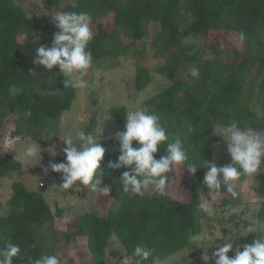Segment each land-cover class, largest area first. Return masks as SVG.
Masks as SVG:
<instances>
[{
	"label": "trees",
	"instance_id": "1",
	"mask_svg": "<svg viewBox=\"0 0 264 264\" xmlns=\"http://www.w3.org/2000/svg\"><path fill=\"white\" fill-rule=\"evenodd\" d=\"M41 1L45 12L37 13L26 10L21 0H0V131L13 126L14 138H27L47 148L60 136L61 115L71 108L75 90L65 88L63 76L54 74L53 69L33 63L37 48L52 43L56 29L51 16L62 11H85L92 16L91 25L96 26L88 45L92 62L128 54L129 46L120 42V35L140 41L147 38L148 27L154 22L159 25L152 41L154 57L165 59L156 73L171 77L187 70L161 92L143 100L140 107L157 114L169 140L181 138L189 161L201 166L190 174L188 202L174 200L166 192L133 196L123 193L119 183L125 169L113 171L107 167L119 155L118 142L114 138L97 141L106 149L98 170L104 173L102 185H109L115 197L119 195L115 209L104 215L86 211L77 217L73 231L60 233L61 240L68 244L84 237L93 264H108L114 245L130 254L143 242L161 262L194 247L191 237L202 233L206 216L201 196L211 194L203 185L206 169L202 166L204 160L212 163L213 145L220 140L216 127L235 121L241 127L264 132V113L259 115L253 107V102L258 103L264 111V0H77L75 9L69 0ZM108 15L113 18L110 31L99 23ZM241 32L245 41L239 50H228L232 54L228 60L226 50L208 40L210 33L233 34L239 40ZM201 38L205 43L202 49L185 44L187 39ZM131 48L133 55H143L139 48ZM193 66L199 69L197 79L188 75ZM134 73L136 91L144 90L151 82L148 70L135 67ZM252 78L259 80L258 85ZM108 113L123 130L127 107H112ZM166 144L159 146L155 158L165 154ZM63 147L53 162L64 161ZM20 170V162L8 152H0V178ZM51 174L60 180L59 173ZM246 178L242 176L238 182ZM258 180L263 201L255 219L264 226V172ZM10 190L9 209L0 216V247L19 245L21 251L14 264H28V257L54 254L51 241L59 234L44 230L61 212L53 213L44 195L29 190L21 181H12ZM222 194L227 193L222 189ZM234 201L231 197L222 204ZM259 235H264V228L245 235L239 246L250 244Z\"/></svg>",
	"mask_w": 264,
	"mask_h": 264
},
{
	"label": "rangeland",
	"instance_id": "2",
	"mask_svg": "<svg viewBox=\"0 0 264 264\" xmlns=\"http://www.w3.org/2000/svg\"><path fill=\"white\" fill-rule=\"evenodd\" d=\"M21 1L23 7L30 12H45V6L41 0ZM112 20V16L108 15L99 23H102L110 31L113 26ZM188 22L187 20L182 25L185 26ZM90 30L94 32L96 26L90 25ZM158 32L159 25L153 22L148 27L147 38L140 41H135L123 33L120 35V42L130 47H128V54L92 62V67L83 77L87 87L74 89L75 97L71 108L61 115L60 136L55 139L51 148L40 145V161L26 160L21 162L18 159L19 155L27 146L35 142L27 138L21 139L11 136L14 130L13 126H4L0 131V152H8L21 164L19 173L12 172L8 177L0 178V216H5L9 209L8 201L11 195L10 184L12 181H21L29 190L41 192L52 212L55 214L57 211L61 212L60 216H55L53 222L46 225L44 230L46 233L55 231L59 234L51 242L53 243V253L57 256L60 264H93L84 237H77L67 244L61 240L60 233L73 231L76 227L77 217L86 211L94 210L104 215L114 210V201L117 202L119 195L115 197V194L112 195L111 192L109 197H103L89 191L86 187L75 185L71 189L62 190L58 188L61 180L56 179L51 174L48 165L54 161L56 155H53L57 154L64 145L65 137L71 136L74 138V142L79 143L76 137L81 130L95 137L97 141L114 138V134L122 130L109 116L108 110L110 108L124 105L127 107L128 113L135 111L140 108L143 100L161 92L167 84L185 74L187 68L171 77H164L156 73L158 65L165 61L160 57H154L152 41ZM208 40L220 44L221 49L226 50V60L232 57L228 50H239L241 47V42L233 34L210 33ZM185 44L193 46L195 50L205 47L203 38L187 39ZM131 47L139 48L143 55L141 57L133 55ZM135 67L146 68L151 77L148 86L139 92L134 87ZM53 70L54 74H59L58 68H53ZM252 82L258 85L259 80L252 78ZM256 93H259V89H256ZM253 104L254 110L259 115L264 113L258 103L253 102ZM260 133L264 132L261 131ZM53 136L49 134V137L54 139ZM212 163L217 164V166H225L231 163L221 137L213 145ZM263 167L264 161L261 164L262 169ZM261 174L262 172L256 176H247L244 181L238 182V196L230 205L222 204V200L231 198L228 194H202V211L206 213L205 218L202 219V233L191 237L194 247L184 249L162 264H214L211 259L212 251L229 239L235 241L233 245V250H235L241 239L250 234L245 232V228L256 222L255 213L263 201L258 180ZM166 177L168 179L166 194L174 200L188 202L190 199V174L182 167H173L166 174ZM145 194L157 195L153 190L145 191ZM263 228V225H258V229ZM122 254L124 251L120 246L114 245L112 254L108 258V264H116V261L123 258ZM232 254L230 251L228 255L232 256Z\"/></svg>",
	"mask_w": 264,
	"mask_h": 264
},
{
	"label": "clouds",
	"instance_id": "3",
	"mask_svg": "<svg viewBox=\"0 0 264 264\" xmlns=\"http://www.w3.org/2000/svg\"><path fill=\"white\" fill-rule=\"evenodd\" d=\"M69 2L73 9L78 7L77 0ZM50 18L56 29L52 43L50 46L41 45L37 48L33 63L47 70L58 68L65 88L84 89L87 83L83 77L92 67V53L88 50L93 39L90 30L92 16L85 11H62ZM238 35L243 43L245 34L241 32ZM188 75L197 79L199 69L191 67ZM215 134L222 138L231 163L218 167L217 164L204 160L202 168L206 171L203 185L211 194L220 195L223 189L235 199L238 196L237 182L242 176L252 177L264 172L261 168L264 161V133L250 126L241 127L233 121L227 125H218ZM76 138L79 143L74 142L71 136L65 137L62 149L64 161L50 162L48 165L51 172L60 174L61 183L58 188L68 190L74 185H82L99 196L109 197L111 187L106 184L101 186L104 173L98 171L105 155V147L83 130L77 133ZM114 139L119 144V155L115 161L110 160L107 167L113 171L125 169L119 179L123 193L143 196L145 191L153 190L164 195L168 181L166 174L173 167L186 168L192 175L201 169L196 162L189 161L182 139L176 137L170 141L169 134L160 123V117L146 107L129 112L125 116L123 130L117 131ZM165 142V154L160 155L159 159L155 158L159 146ZM18 159L21 162L40 161V145L32 143L27 146ZM258 225L260 221L257 220L248 225L245 232H257ZM234 243V240L229 239L212 251L211 259L214 264H264V235L257 236L242 248L237 246L235 250ZM20 251L19 245L12 243L0 247V264H14V258ZM230 251L232 256L228 255ZM122 257L119 261L115 260L116 264H162L160 258L154 257L153 251L143 242L137 244L130 254H122ZM28 264H60V261L54 254H42L36 259L28 257Z\"/></svg>",
	"mask_w": 264,
	"mask_h": 264
}]
</instances>
